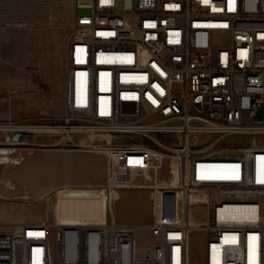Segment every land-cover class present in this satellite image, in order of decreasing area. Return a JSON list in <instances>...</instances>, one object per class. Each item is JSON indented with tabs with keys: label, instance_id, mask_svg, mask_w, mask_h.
I'll list each match as a JSON object with an SVG mask.
<instances>
[{
	"label": "built area",
	"instance_id": "built-area-1",
	"mask_svg": "<svg viewBox=\"0 0 264 264\" xmlns=\"http://www.w3.org/2000/svg\"><path fill=\"white\" fill-rule=\"evenodd\" d=\"M75 8L65 116L21 131L103 155L105 180L0 226V264H190L193 231L203 264H264V0ZM126 193L147 197V223L116 215Z\"/></svg>",
	"mask_w": 264,
	"mask_h": 264
},
{
	"label": "rangeland",
	"instance_id": "rangeland-1",
	"mask_svg": "<svg viewBox=\"0 0 264 264\" xmlns=\"http://www.w3.org/2000/svg\"><path fill=\"white\" fill-rule=\"evenodd\" d=\"M76 13L75 0H0V149H12L11 161L0 167L1 176L3 181L46 190L27 203L0 198L1 227L17 225L23 204L27 212L24 218L43 219L47 197L65 186L64 181L95 185L94 180L101 178L96 179V173H105V157L101 154L68 153L53 146L54 136L8 129L51 125L64 118L65 44ZM67 154L77 155L61 156ZM148 211L147 197L135 194H124L116 206V215L127 223H147ZM204 241L202 232L190 234V264H203Z\"/></svg>",
	"mask_w": 264,
	"mask_h": 264
},
{
	"label": "crops",
	"instance_id": "crops-1",
	"mask_svg": "<svg viewBox=\"0 0 264 264\" xmlns=\"http://www.w3.org/2000/svg\"><path fill=\"white\" fill-rule=\"evenodd\" d=\"M65 55V54H64ZM69 153V152H68ZM79 153V152H78ZM32 154V153H29V155ZM69 155H77V154H67V155H61L62 157L64 156H69ZM5 168H3L4 170ZM1 173H2V170L0 171V198L1 199H5V200H17V201H23L24 203H27V202H30L33 197H36V196H41L43 193L46 192V190H44L43 188H40V187H29V186H24V185H19V184H14L13 182L11 181H3L2 179V176H1ZM96 179L98 177L101 176L100 179L98 180H94L95 181V185H100V184H103L105 178V173H96ZM84 180L87 179V177L83 178ZM101 181L103 183H101ZM7 183L11 184V186H7ZM71 183H75L73 181H64L63 184L65 186L63 187H67V186H77V185H81V184H76V185H73ZM53 187V186H51ZM80 191H76V190H72V189H65L63 191H59L57 193L53 192L51 193V195H49L47 198L52 201V199H55V201L59 200L60 198H68L69 196H73L75 194H84V193H79ZM83 192V191H81ZM85 195V194H84ZM23 211H22V214H21V218L17 221V224L21 223V222H30L29 219L27 218H24L26 215H27V212H26V205L23 204ZM50 208V207H49ZM50 210V209H49ZM29 214V212H28ZM25 219H27V221H25ZM41 219H34V222H37Z\"/></svg>",
	"mask_w": 264,
	"mask_h": 264
},
{
	"label": "bare ground",
	"instance_id": "bare-ground-1",
	"mask_svg": "<svg viewBox=\"0 0 264 264\" xmlns=\"http://www.w3.org/2000/svg\"><path fill=\"white\" fill-rule=\"evenodd\" d=\"M16 126V125H15ZM9 130H14V129H17V130H21V129H26V130H37V129H40V128H37V127H30V126H19V127H8ZM43 129H51L49 127H43ZM4 145L6 146H18L17 143H4ZM24 145V144H23ZM12 152V149H7V148H2L0 149V167L8 164L11 159H10V153ZM69 152V151H67ZM80 153V152H79ZM1 171V170H0ZM7 185L10 187L11 184L7 183Z\"/></svg>",
	"mask_w": 264,
	"mask_h": 264
},
{
	"label": "water",
	"instance_id": "water-1",
	"mask_svg": "<svg viewBox=\"0 0 264 264\" xmlns=\"http://www.w3.org/2000/svg\"><path fill=\"white\" fill-rule=\"evenodd\" d=\"M262 80H264V76H262ZM258 115L259 117H261L262 119H264V107H261L259 110H258ZM17 137H13L14 140H17Z\"/></svg>",
	"mask_w": 264,
	"mask_h": 264
}]
</instances>
